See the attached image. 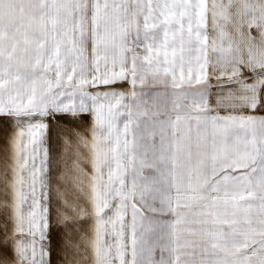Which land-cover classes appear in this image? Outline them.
Here are the masks:
<instances>
[{
  "label": "snow or ice",
  "instance_id": "snow-or-ice-1",
  "mask_svg": "<svg viewBox=\"0 0 264 264\" xmlns=\"http://www.w3.org/2000/svg\"><path fill=\"white\" fill-rule=\"evenodd\" d=\"M0 264H264V0H0Z\"/></svg>",
  "mask_w": 264,
  "mask_h": 264
}]
</instances>
